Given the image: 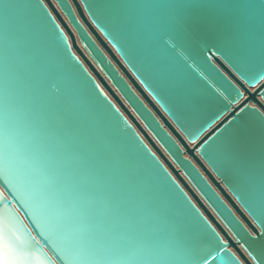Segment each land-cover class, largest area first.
Returning a JSON list of instances; mask_svg holds the SVG:
<instances>
[{"label": "water", "instance_id": "95a60500", "mask_svg": "<svg viewBox=\"0 0 264 264\" xmlns=\"http://www.w3.org/2000/svg\"><path fill=\"white\" fill-rule=\"evenodd\" d=\"M69 5H74L71 11ZM87 5L97 10L95 19L89 18L77 0H48L51 18L38 8L36 0H0V99L8 54L13 62L11 87L21 119L31 122L54 168L86 184L93 210L103 225L144 231L143 240L154 254L176 264H189L215 251V238L200 219L204 217L221 240L228 241L224 247L233 255H237L234 250H242L249 256L243 248L247 243L264 258V241L253 244L249 239L256 231L248 211L251 208L256 219L264 221V163L253 155L243 168H233L212 154L224 175L217 176L176 130L169 114V109L175 110L170 96L158 94L154 99L150 95L153 89L138 75L140 61L136 57L156 43V33L169 18L175 0H123L121 4L86 0ZM227 6L238 10L233 17L234 55L241 46L259 47L264 42V0H235ZM118 7L134 10L129 21H121L113 13ZM25 29L36 32L19 35ZM109 32L125 50L113 46ZM215 43L214 35L206 33L194 48L165 50L169 70L178 73L189 89L210 100L217 89L224 90L226 78L235 80L231 67L214 55ZM127 52L132 63L124 58ZM237 60L249 77L264 70V63L256 58L237 55ZM52 83L60 87L58 95L51 92ZM222 108L212 102L184 118L198 131L203 129L201 135H210ZM237 126L246 136L241 147L258 151L264 144V123L254 113L245 112L232 125ZM229 184L248 207L233 199ZM180 189L196 206L195 211ZM3 191L9 195L7 189ZM8 203L14 227L21 235L27 233L40 241L48 264H54L55 254L37 236L41 230L48 234L43 217L30 204L14 199ZM213 264H230V258L221 254Z\"/></svg>", "mask_w": 264, "mask_h": 264}, {"label": "snow or ice", "instance_id": "6c2138e0", "mask_svg": "<svg viewBox=\"0 0 264 264\" xmlns=\"http://www.w3.org/2000/svg\"><path fill=\"white\" fill-rule=\"evenodd\" d=\"M77 2L89 14L90 19L96 18L97 10L91 5L85 7L86 0ZM108 2L121 4L123 0ZM234 2L235 0H175V7L169 18L161 23L156 33V43L136 57L140 61L138 75L153 89L150 95L154 99L158 98V94L170 96L175 110L169 109V114L176 130L221 178L224 176L223 172L212 154L233 168H243L247 159L253 155L264 163V144L258 151L244 150L241 147L246 140L244 130L239 126L232 127L245 112L254 113L264 123V99H261L264 97L261 95L264 93V70L249 77L237 60V55H246L264 63V42L256 48L244 49L241 46L234 55L233 17L238 10L227 6ZM95 3L103 4L105 0H95ZM36 4L51 18L48 0H36ZM73 7L74 5H69L68 11ZM112 11L121 21L127 22L133 16L134 10L118 7ZM57 28L63 35L64 30L58 24ZM35 32L25 29L19 35H32ZM206 33L213 34L216 39L213 44L214 55L226 62L235 76V80L226 78V83L222 86L224 90L217 89L211 100L206 95L189 89L178 73L169 70L165 51L182 52L186 48H194L203 42ZM108 35L114 47H118L121 52L125 50L112 32ZM129 57V52L124 54V58L132 63ZM184 60L186 63L187 57ZM12 73L13 62L6 54L3 95L0 99V264H48V257L39 246L40 241L37 243L38 240L27 233L21 235L20 230L14 227V214L11 204L8 203L11 199L21 204H30L43 217L48 234L41 230L37 236L55 254L54 264H176V261L154 254L148 248L143 240L144 231L115 230L98 220L93 210L92 195L86 184L76 176L54 168L31 122L21 119L11 87ZM241 85L245 87L242 88ZM96 87L99 88V85ZM50 88L57 95L61 91L56 83H52ZM253 88L255 91L251 90ZM101 95L107 99L103 90ZM250 100L252 102L248 103ZM212 102L223 105V108L213 120L212 129L209 130L211 134L204 132L201 135L203 129L198 131L184 116ZM116 113L119 114L120 109L117 108ZM149 154L156 157L155 152ZM164 171L168 175V170ZM169 178L171 179L170 175ZM229 187L233 199L248 207L242 195L236 193L231 184ZM4 189L8 190L9 195H4ZM180 193L195 211L196 206L191 203L183 189H180ZM248 211L255 223L249 222L256 231V235L249 239L253 244L264 241V221L256 219L251 208ZM196 214L199 216L198 211ZM200 219L207 225L211 237L215 238L216 247L214 252L208 251L198 261L193 260L189 264H213L221 254L230 258V264H241V261L244 264H252L253 261L255 264H264V258L247 243L243 244V248L247 249L251 260L242 250H234L237 255H233L229 248L224 247L228 241L221 240L220 235L208 225L204 217Z\"/></svg>", "mask_w": 264, "mask_h": 264}]
</instances>
